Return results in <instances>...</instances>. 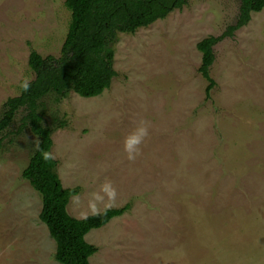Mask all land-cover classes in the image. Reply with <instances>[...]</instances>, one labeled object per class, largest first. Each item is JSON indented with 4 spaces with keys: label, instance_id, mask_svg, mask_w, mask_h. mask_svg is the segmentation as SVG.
<instances>
[{
    "label": "rangeland",
    "instance_id": "1",
    "mask_svg": "<svg viewBox=\"0 0 264 264\" xmlns=\"http://www.w3.org/2000/svg\"><path fill=\"white\" fill-rule=\"evenodd\" d=\"M65 0H0V115L34 78L28 56L57 57L67 33ZM240 0H187L163 19L118 33L116 75L94 97L69 91L39 101L67 211L82 218L130 209L91 229L90 264H264V7L214 46L205 100L197 42L219 36ZM0 134V264H60L38 215L39 194L21 171L37 137L20 125ZM146 129V134L141 135Z\"/></svg>",
    "mask_w": 264,
    "mask_h": 264
},
{
    "label": "trees",
    "instance_id": "2",
    "mask_svg": "<svg viewBox=\"0 0 264 264\" xmlns=\"http://www.w3.org/2000/svg\"><path fill=\"white\" fill-rule=\"evenodd\" d=\"M187 0H65L70 11L67 33L57 57L41 56L31 50L28 66L34 78L23 81L19 94L8 98L0 115V134L22 111L21 127H27L38 141L21 176L39 194V219L55 242L54 259L60 264H90L89 258L97 247L86 241L85 235L112 218L126 213L130 204L109 207L82 218L71 216L68 203L79 193L78 187H63L57 174V161L51 155V134L64 127L66 121L53 116L48 125L42 124L38 112L39 101L49 93L62 98L73 91L82 97H94L110 86L116 72L113 68L114 50L111 47L118 33H133L158 19L165 18L173 9H180ZM264 0H240L238 17L219 36H207L196 44L201 53L198 72L205 79V100L215 87L210 76L214 61L213 46L224 36L247 24L251 12H259ZM2 140L0 138V152ZM50 154L51 158H46Z\"/></svg>",
    "mask_w": 264,
    "mask_h": 264
},
{
    "label": "clouds",
    "instance_id": "3",
    "mask_svg": "<svg viewBox=\"0 0 264 264\" xmlns=\"http://www.w3.org/2000/svg\"><path fill=\"white\" fill-rule=\"evenodd\" d=\"M146 134V129H144L141 133V135H145ZM46 158H51L50 154H46Z\"/></svg>",
    "mask_w": 264,
    "mask_h": 264
}]
</instances>
